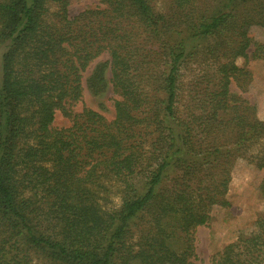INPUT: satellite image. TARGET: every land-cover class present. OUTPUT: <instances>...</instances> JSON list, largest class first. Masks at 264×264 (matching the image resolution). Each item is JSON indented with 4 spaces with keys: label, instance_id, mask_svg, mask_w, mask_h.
<instances>
[{
    "label": "trees",
    "instance_id": "1",
    "mask_svg": "<svg viewBox=\"0 0 264 264\" xmlns=\"http://www.w3.org/2000/svg\"><path fill=\"white\" fill-rule=\"evenodd\" d=\"M74 1L0 0V264H197L238 159L264 168V119L231 91L237 59L264 56V0ZM103 53L89 81L112 119L72 110ZM212 264H264V210Z\"/></svg>",
    "mask_w": 264,
    "mask_h": 264
},
{
    "label": "rangeland",
    "instance_id": "2",
    "mask_svg": "<svg viewBox=\"0 0 264 264\" xmlns=\"http://www.w3.org/2000/svg\"><path fill=\"white\" fill-rule=\"evenodd\" d=\"M170 0H156V7L162 11H169ZM200 2L214 3L218 0H199ZM97 0H78L69 5L70 15H75L82 10L93 7ZM50 13L58 10V4L51 2ZM250 36L254 40L264 43V27L254 25L250 28ZM252 48H249V52ZM1 54L0 51V77H1ZM264 55V53H263ZM108 59V54L103 53L95 58L83 72V95L82 99L73 106L72 110L80 111L82 107L88 106L108 119L115 114L114 100L117 97L109 83L99 92L90 88L89 81L95 68ZM239 66L250 72L247 77L241 76L240 81H233L231 91L236 96H242L256 104L257 114L264 119V56L260 58L249 57L237 59ZM110 78V71H107ZM246 80L245 89L242 88L243 80ZM56 127H68L71 125L70 117L58 110L54 120ZM264 179V168H258L247 159L240 158L233 167L231 181L227 192L229 206H215L211 211V220L206 225L198 226L193 232V244L197 264H212L213 257L227 244L237 240L241 234H246L254 229L257 217L264 210V201L259 191V185ZM115 205L120 203V197L114 195ZM48 258L37 256V264L51 263ZM49 262V263H48Z\"/></svg>",
    "mask_w": 264,
    "mask_h": 264
}]
</instances>
